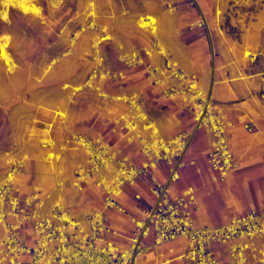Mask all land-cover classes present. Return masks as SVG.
<instances>
[{"label": "built area", "instance_id": "obj_1", "mask_svg": "<svg viewBox=\"0 0 264 264\" xmlns=\"http://www.w3.org/2000/svg\"><path fill=\"white\" fill-rule=\"evenodd\" d=\"M198 26L209 31V21L198 3ZM169 11L175 10L168 3ZM106 37V36H103ZM101 37V38H103ZM102 41V40H101ZM96 45L95 64L80 88H91L110 101L123 105L112 128L123 133L130 145H136L143 156L138 164L121 146L103 135L88 136L70 133L58 144L50 138L43 142L48 149L46 159L55 160L56 185L54 192L43 194L35 188L31 193L21 190L18 177L27 167L28 154L8 153L7 167L0 179V264H142L143 259L156 251L160 264H264V204L261 210L251 209L233 216L221 224L196 222L195 210L198 196L193 186L173 194L171 187L181 179L187 162L186 153L200 131L211 136L208 162L221 180L237 168V157L229 139V131L235 122L216 105L212 89H205L194 73H188L174 60L160 41L145 55L153 52L162 62H145L140 51L124 55L130 65L145 63L152 82L162 87L166 97L179 99L183 108L192 113L193 126L171 137H165L147 112L141 97L135 92L112 94L105 88L107 80L123 78L105 64L104 56ZM213 54L215 50L213 47ZM258 54L251 55L255 61ZM212 77H215L213 68ZM264 89V87H263ZM264 96V92L262 93ZM252 131L253 121L244 124ZM83 154L70 177H66L62 159L70 150ZM164 163L167 175L161 180L156 171ZM141 179L150 181L153 202L142 217L130 214L133 229L126 245L116 241L119 229L110 223L107 210L127 212L120 197L127 184ZM70 185L76 193L90 186L102 191V207L73 213V206L63 199L50 203L51 199ZM137 199L141 198L136 193ZM183 238L185 248L175 257L168 255L161 246Z\"/></svg>", "mask_w": 264, "mask_h": 264}, {"label": "rangeland", "instance_id": "obj_2", "mask_svg": "<svg viewBox=\"0 0 264 264\" xmlns=\"http://www.w3.org/2000/svg\"><path fill=\"white\" fill-rule=\"evenodd\" d=\"M33 1L42 7L43 14L26 12L15 4L11 5L7 17L3 15L6 7L4 0H0V38L3 34L10 35L8 50L16 64L11 67L0 58V179L7 167L8 153L29 154L30 160L23 171L25 173L19 176L20 187L24 193H31L38 188L45 194L55 189L54 175L46 179L44 175L38 174V166L42 162L51 164V172L57 171L56 161L46 159L48 149L43 146V142L50 138L58 144L70 133L103 135L128 151L129 144L123 133L112 131L123 105L102 98L94 89L76 88L84 86L91 73L95 64L96 44L101 41V37L109 36L98 47L105 64L113 71L124 74L123 78L107 80L105 88L112 94L135 92L149 106L155 108L153 99L156 96H165L162 87L152 82L145 63L130 65L124 60V55L137 50L143 54L145 62H162L159 61L157 52H153L151 57L145 55V50L152 49L156 40L163 42L161 35L169 39L172 36L162 31V18L172 21L183 6L195 7L199 10L196 19L186 29H180L179 34L185 36L187 31L196 29H201L206 34L209 40L208 62L204 72L193 73L197 74L201 85L203 73L210 80L213 66L210 52H213V45L209 31L198 26L201 12L192 0ZM222 1L221 9L215 16L218 31L220 32V28L223 30L217 41L224 42L231 53L230 60L236 67L233 75H244L247 81L256 80L259 85L264 74L255 77L248 74L264 72V0ZM168 3L177 6L175 13H170ZM211 15H214V10ZM139 21L154 24L156 29L154 27L153 31L147 30L139 25ZM162 44L168 48L164 42ZM168 51L172 54L169 48ZM248 52L260 54L251 62L252 56ZM152 88L156 89V95L149 94ZM256 98L258 99L257 96ZM177 106L183 108L179 99ZM157 110L160 111L159 108ZM246 118L249 119V116ZM232 143L235 147L233 139ZM240 151L243 152V149L240 148ZM72 152L79 153L75 149L70 150L61 163L66 177L71 176L72 169L78 162ZM236 157L238 164L240 158L237 153ZM261 190L262 205L264 183L261 184ZM253 193L252 189L250 194ZM64 201L75 207L76 211L102 207L99 196L95 201L92 198L80 199V194L70 185L64 188ZM198 204L201 212H206L208 216L213 213L216 217V211H206L202 197L198 198ZM261 207L255 205L257 210ZM199 208L196 210V221L200 224L207 223L204 218L199 220L202 215ZM237 208L242 212L245 206L239 202ZM251 208L253 206L248 210ZM227 220H215L212 224H221Z\"/></svg>", "mask_w": 264, "mask_h": 264}, {"label": "crops", "instance_id": "obj_3", "mask_svg": "<svg viewBox=\"0 0 264 264\" xmlns=\"http://www.w3.org/2000/svg\"><path fill=\"white\" fill-rule=\"evenodd\" d=\"M176 8L177 6L175 10L173 12L170 11V13H175ZM198 11L195 7L183 6L179 14L173 18L172 21L163 17L162 19L164 22L161 24L162 31H166L168 34L172 35L170 39L161 35L162 41L172 52V54L170 52L169 54L174 60L178 61L188 73L204 72L208 62L209 40L201 29L193 30V28V31H187L185 36L179 34L180 29H186L188 24L196 19ZM209 36L215 50V54L210 52L211 61L213 62L210 80L213 74V67L215 68V64H217L214 77L217 78V80L216 83L214 82V86L212 85L214 88L212 91L214 90L216 105L222 108L233 121L236 120L235 123L237 128L233 131L230 129L229 139L233 151L235 154L237 153L239 155L240 166L234 169L226 179L221 180L218 173L208 162L207 154L210 148V134L206 131H200L197 134L186 153L185 159L187 164L182 170L181 179L173 184L175 192L172 191V193L178 194L186 187L193 186L198 198L200 199V197H202L204 199L206 211L217 212L216 217L211 221V218L205 214L206 212H201L198 204L199 211L202 213L199 220L202 218L207 220V223L204 224H212L215 220H217V222H222L226 218L228 219L226 222H228L233 216L246 213L251 206H253L251 209H256L255 205L263 207V204L261 205V184L264 183V164L262 162L264 161V96H262L264 92V77L260 80L259 85L256 80H234L233 78L235 76L233 74L236 72V67L232 65L230 60V51L227 49L224 42L219 43L217 41V37H214L212 32ZM247 54L249 55L250 52ZM215 58L217 59L216 61ZM159 61H162L160 56ZM263 74L264 72H256L248 75H253L252 77H255ZM201 76V79L203 78L202 87L210 89V80L207 79V75L203 73ZM256 91H258L257 94ZM156 92L154 88L149 90V94L151 95H156ZM153 100V106H156L155 108L151 107V105L149 106L145 101H142L150 117L156 121L161 133L165 137H171L181 131L192 128V113L184 108H179L176 99H171L166 96H156ZM158 108L160 111L157 110ZM246 116H249V119H247ZM248 121H253L255 124V128L252 131L246 129L244 126ZM201 138L203 139L201 140ZM232 139H237L235 140V147L232 143ZM238 141L243 142L242 146L237 145ZM128 146L127 153L132 156L136 163L140 164L143 161V156L138 147L130 144ZM240 148L243 149V152L240 151ZM76 157L79 160L83 157V154L76 153ZM167 172L168 170L164 163H162L160 168L156 171L161 180L166 178ZM252 189L254 190L253 195L250 194ZM98 190L100 192L99 199L102 200V191L99 188ZM88 192L89 188L80 193V196ZM136 193L141 194L140 199L135 197ZM90 197L92 196H87L86 199L90 200ZM153 199L154 197L148 179H141L135 184H127L125 186L124 193L120 197V202L126 208L127 212H120L116 209H108L106 211L110 223L119 229V235L115 238L117 242L123 245L127 244L133 229V223L129 215L132 214L136 217H142L144 210L153 202ZM239 202L243 203L245 206L242 212L237 208ZM113 216H121L124 221L119 219L116 220ZM2 233L3 229L0 226V237ZM178 241L180 242L177 243ZM259 242L264 243V237L259 239ZM169 243L163 244L161 249L168 255L175 257L184 250L186 241L180 238ZM145 258L148 264H160V258L156 251L150 252ZM144 259L142 264L145 262ZM221 264L228 263L224 260Z\"/></svg>", "mask_w": 264, "mask_h": 264}, {"label": "bare ground", "instance_id": "obj_4", "mask_svg": "<svg viewBox=\"0 0 264 264\" xmlns=\"http://www.w3.org/2000/svg\"><path fill=\"white\" fill-rule=\"evenodd\" d=\"M221 1L222 0H198V3L201 7V9L203 10V12L207 15V18H208V21H209V28L211 30V32L214 34V37H219L220 34H223V30L220 28V32L218 31V25L216 23V20H215V16L217 15V13L219 12V10L221 9ZM223 2V1H222ZM6 7H5V10H4V14L5 16L8 15V12H9V9L11 7V5H15V4H18L19 6H21L26 12H34L36 14H43L42 13V10L40 6H38L33 0H4V2ZM213 10H214V15H211V13H213ZM210 15V17H209ZM8 17V16H7ZM5 19V18H4ZM7 19V18H6ZM139 25L143 26L145 29L147 30H152L153 31V28L155 27L156 29V26L154 24H149V23H144L142 21H139L138 22ZM167 23V22H166ZM168 24V23H167ZM157 31V30H156ZM151 33H147V35H149ZM109 36H106V37H103L101 38V40H106L108 39ZM10 35L8 34H3L0 38V40H2V42L0 43V58L4 60V62H6L7 65H10L11 67L16 65L15 64V61L13 59V57L11 56L9 50H8V47L10 45ZM216 41V40H215ZM161 44L163 42H160ZM162 46L165 48V46L162 44ZM153 59V58H152ZM217 59L215 58V61ZM214 68V67H213ZM215 68H217V64H215ZM246 76H241V77H234L233 79L234 80H237V79H245ZM216 80L217 78H211L210 80V89H214L213 86L214 84L216 83ZM215 82V83H214ZM213 85V86H212ZM216 87V86H215ZM76 88H79L80 87H76ZM77 90V89H76ZM212 94L214 96V90L212 91ZM66 113V112H65ZM64 116V115H63ZM236 124L231 128V131L234 130ZM64 127V126H63ZM65 130V129H64ZM203 138H201L202 140ZM199 140V139H198ZM237 140V139H235ZM234 140V141H235ZM236 143V142H235ZM242 143L241 141H238L237 145L238 146H242ZM191 147V146H190ZM74 155V157H76V153L75 152H72ZM80 155V154H79ZM29 156V154H28ZM30 159V158H29ZM78 159V158H77ZM76 159V160H77ZM240 166V163H238V167ZM237 167V168H238ZM51 164L50 165H47V164H44L43 162L39 164L38 166V174L39 175H44V178L46 179H49L50 178V175H54L53 172H51ZM236 168V169H237ZM234 171V170H233ZM232 171V172H233ZM29 172V171H28ZM231 172V173H232ZM25 173V172H23ZM229 173V175L231 174ZM22 174V173H21ZM20 174V175H21ZM19 175V176H20ZM25 178V177H24ZM18 180H19V177H18ZM55 190V189H54ZM54 190L52 192H54ZM171 190L173 192H175V188L174 186L171 187ZM177 190V189H176ZM87 196H92V201H95L97 200L98 196H99V192L97 191V189L94 187V186H90L89 187V192L88 193H85V194H82L80 197L82 199H85ZM64 198V190L63 191H60L58 192V194H56L51 200V202H55V201H58L60 199H63ZM84 211L86 212L87 209H81L80 211H76L75 207H73V213H75L76 215H81V212ZM112 216V215H111ZM213 216V217H212ZM116 220H121V221H124V219L119 216V217H115L113 216ZM209 217L211 218V220L214 218V215L213 213H209ZM121 224V223H120ZM170 245V243H169ZM148 259V258H147ZM145 262L143 264H147L148 262L146 261V258L144 259Z\"/></svg>", "mask_w": 264, "mask_h": 264}]
</instances>
